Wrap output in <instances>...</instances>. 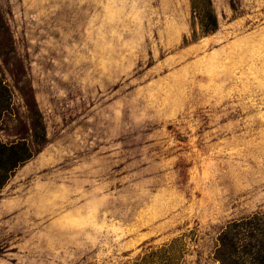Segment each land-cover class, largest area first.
<instances>
[{"label":"rangeland","instance_id":"obj_1","mask_svg":"<svg viewBox=\"0 0 264 264\" xmlns=\"http://www.w3.org/2000/svg\"><path fill=\"white\" fill-rule=\"evenodd\" d=\"M211 3L205 33L192 0H0V140L35 152L0 189V264H221L264 218V0Z\"/></svg>","mask_w":264,"mask_h":264},{"label":"trees","instance_id":"obj_2","mask_svg":"<svg viewBox=\"0 0 264 264\" xmlns=\"http://www.w3.org/2000/svg\"><path fill=\"white\" fill-rule=\"evenodd\" d=\"M193 9L200 20L205 33L214 32L218 29V20L212 10L211 0H192ZM7 30L0 25V31ZM0 44V51H9L11 47ZM25 101L31 103L29 112L31 116L32 132L35 144L42 145L45 142L43 128L39 126L40 116L37 111L35 100L32 102L25 96ZM12 94L5 84V77L0 71V126L8 113L11 112ZM40 131V132H39ZM28 135V134H26ZM18 141L5 143L0 140V189L7 183L14 172L28 160L34 153L26 142V136ZM264 220V218L262 217ZM259 215L247 218L239 223H232L220 236V247L216 250V259L221 264H264V222Z\"/></svg>","mask_w":264,"mask_h":264}]
</instances>
